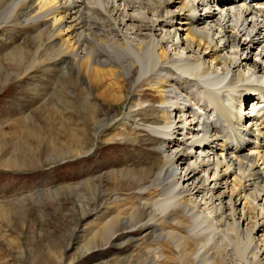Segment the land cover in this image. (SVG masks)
Here are the masks:
<instances>
[{"label": "bare ground", "instance_id": "6f19581e", "mask_svg": "<svg viewBox=\"0 0 264 264\" xmlns=\"http://www.w3.org/2000/svg\"><path fill=\"white\" fill-rule=\"evenodd\" d=\"M202 2L0 0L7 58L31 59L22 78L55 67L95 108L117 114L100 132L103 140L133 147L144 138L157 158L156 166L108 173L134 190L110 198L119 213L98 218L93 242L111 245L124 220L130 231L117 238L153 237L138 262L125 258L127 264H264V153L261 146L237 153L194 82L213 75L242 91L264 82V9L203 14ZM189 9L198 11L194 26ZM27 42L35 46L30 56ZM252 114L242 111L245 128L239 126L264 141V121ZM104 177L91 183L90 197L79 192L85 214L83 199L100 201Z\"/></svg>", "mask_w": 264, "mask_h": 264}, {"label": "rangeland", "instance_id": "374dc122", "mask_svg": "<svg viewBox=\"0 0 264 264\" xmlns=\"http://www.w3.org/2000/svg\"><path fill=\"white\" fill-rule=\"evenodd\" d=\"M2 44L0 264H127L125 258L138 262L153 237L143 240L135 232L126 240L117 238L130 231L127 220L117 225L111 245L94 243L92 237L98 218L119 213V204L109 205L110 198L134 190L133 183L111 177L109 171L156 166V156L146 152L148 142L141 138L132 147L119 139L103 140L100 132L117 114L95 108L76 81L55 67L48 73L35 69L22 78L31 59L12 62L7 58L11 50ZM24 46L29 56L35 50L30 42ZM258 52L254 48L251 57ZM99 175L105 176L98 192L101 199H83L85 214L78 194L85 191L90 197L88 190Z\"/></svg>", "mask_w": 264, "mask_h": 264}]
</instances>
